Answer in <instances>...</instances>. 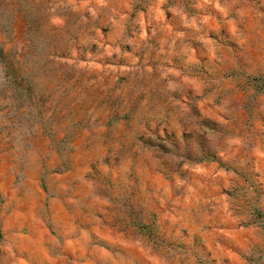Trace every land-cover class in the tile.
<instances>
[{
  "label": "rangeland",
  "instance_id": "rangeland-1",
  "mask_svg": "<svg viewBox=\"0 0 264 264\" xmlns=\"http://www.w3.org/2000/svg\"><path fill=\"white\" fill-rule=\"evenodd\" d=\"M0 264H264V0H0Z\"/></svg>",
  "mask_w": 264,
  "mask_h": 264
}]
</instances>
